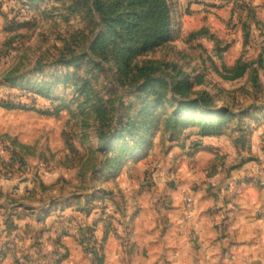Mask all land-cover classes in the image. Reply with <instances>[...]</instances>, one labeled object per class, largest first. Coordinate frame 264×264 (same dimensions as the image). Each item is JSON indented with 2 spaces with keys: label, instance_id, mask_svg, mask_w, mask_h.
<instances>
[{
  "label": "rangeland",
  "instance_id": "rangeland-1",
  "mask_svg": "<svg viewBox=\"0 0 264 264\" xmlns=\"http://www.w3.org/2000/svg\"><path fill=\"white\" fill-rule=\"evenodd\" d=\"M94 2L0 0V151L17 170H44L45 213L60 219L51 251L29 264L69 261L63 238L81 249L78 264H106L98 221L77 217L92 215L133 264L142 209L165 220L183 185L191 204L213 181L245 183L251 163L248 183H264V0H163L167 17L149 9L121 36L117 18L136 10L120 5L107 24L110 0L99 12Z\"/></svg>",
  "mask_w": 264,
  "mask_h": 264
},
{
  "label": "crops",
  "instance_id": "crops-1",
  "mask_svg": "<svg viewBox=\"0 0 264 264\" xmlns=\"http://www.w3.org/2000/svg\"><path fill=\"white\" fill-rule=\"evenodd\" d=\"M9 157L0 151V264H29L35 253L51 251L53 230L60 219L45 213L51 203L46 195L51 184L44 170L31 165L17 170ZM258 170L255 163L244 166L239 178L248 177L245 183L213 181V189H199L191 204L185 203L182 193L192 183L183 185L172 193L171 212L165 220L142 209L131 225L133 264H264V219L257 216L264 208V183H248L257 179ZM33 171L43 173L40 188ZM77 217L81 223L98 221L96 237L103 240L106 264L124 262L122 244L114 232L105 231L103 217ZM61 244L71 255L65 264L85 260L75 240L63 238Z\"/></svg>",
  "mask_w": 264,
  "mask_h": 264
},
{
  "label": "trees",
  "instance_id": "trees-1",
  "mask_svg": "<svg viewBox=\"0 0 264 264\" xmlns=\"http://www.w3.org/2000/svg\"><path fill=\"white\" fill-rule=\"evenodd\" d=\"M99 2L100 0H95L94 2V7L96 8V11L99 12ZM110 4L107 7V18H106V23L109 24L111 22V17L112 15H116L117 12H119V6L123 5L125 3H128L127 8L129 9V11L131 12H135L134 13H127V14H123L120 18H117V20L119 21V25L121 26V31L117 32V35H122V26L127 27L126 25H128L129 27L127 29L132 30L133 28H136V24L134 23V21H136L138 18L141 19V22L143 21H148V10L152 9L155 10L154 12V17L157 14L158 9L162 8V15L164 17H167V8L165 3L163 2V0H157L156 1V7L152 8V6H148L147 8L145 7L146 5H149L150 3H154V0H110ZM104 7V5H103ZM141 9L138 10V9ZM138 11V12H137ZM126 15V16H125ZM125 17H128L127 19H125ZM158 17V16H157ZM157 18H154V20H156ZM113 32V30H112ZM105 44V38H103V42H101L100 44H97V46L95 47V51L98 50V48L104 46ZM107 48V47H106ZM105 47L101 48V50H106ZM246 71V67L243 68H234L233 70H231V73H233L234 75L231 76L230 78H228L229 80H236L241 78ZM217 113V112H216ZM217 117V116H216ZM219 118V117H218ZM221 121L223 120V118H219L216 119V121Z\"/></svg>",
  "mask_w": 264,
  "mask_h": 264
}]
</instances>
